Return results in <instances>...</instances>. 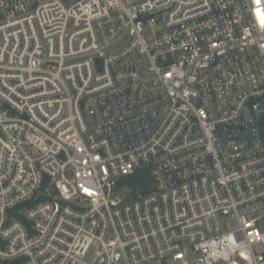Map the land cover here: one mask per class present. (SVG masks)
<instances>
[{
    "label": "built area",
    "instance_id": "built-area-1",
    "mask_svg": "<svg viewBox=\"0 0 264 264\" xmlns=\"http://www.w3.org/2000/svg\"><path fill=\"white\" fill-rule=\"evenodd\" d=\"M263 117L264 0H0V264H264Z\"/></svg>",
    "mask_w": 264,
    "mask_h": 264
},
{
    "label": "trees",
    "instance_id": "trees-1",
    "mask_svg": "<svg viewBox=\"0 0 264 264\" xmlns=\"http://www.w3.org/2000/svg\"><path fill=\"white\" fill-rule=\"evenodd\" d=\"M261 125H262V133L264 136V117L261 119ZM150 181V175L149 172L146 170H140L137 171L134 175L128 177L127 182L131 183V185H137L140 183L141 185H145ZM19 218H21V215H19ZM7 264H19L18 261H11Z\"/></svg>",
    "mask_w": 264,
    "mask_h": 264
},
{
    "label": "rangeland",
    "instance_id": "rangeland-1",
    "mask_svg": "<svg viewBox=\"0 0 264 264\" xmlns=\"http://www.w3.org/2000/svg\"><path fill=\"white\" fill-rule=\"evenodd\" d=\"M94 251H95V247H92V248L90 249V251H89V257H88V259L91 260V258H92L93 255H94ZM171 264H173V263H171ZM220 264H224V263H220Z\"/></svg>",
    "mask_w": 264,
    "mask_h": 264
},
{
    "label": "water",
    "instance_id": "water-1",
    "mask_svg": "<svg viewBox=\"0 0 264 264\" xmlns=\"http://www.w3.org/2000/svg\"><path fill=\"white\" fill-rule=\"evenodd\" d=\"M97 61H98V62H102V59L99 58Z\"/></svg>",
    "mask_w": 264,
    "mask_h": 264
}]
</instances>
